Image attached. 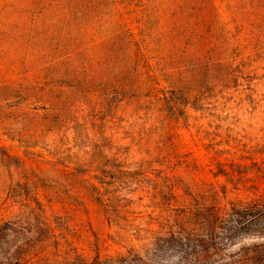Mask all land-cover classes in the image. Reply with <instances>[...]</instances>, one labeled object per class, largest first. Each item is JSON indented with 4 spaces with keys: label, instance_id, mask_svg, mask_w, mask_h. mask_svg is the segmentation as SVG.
<instances>
[{
    "label": "rangeland",
    "instance_id": "obj_1",
    "mask_svg": "<svg viewBox=\"0 0 264 264\" xmlns=\"http://www.w3.org/2000/svg\"><path fill=\"white\" fill-rule=\"evenodd\" d=\"M110 2L98 41L127 30L146 57L155 54L167 0ZM29 4L0 0V264H255L264 219L247 222L253 206L247 229L199 256L166 235L165 219L171 183L173 207L204 193L203 183L225 187L227 209L252 198L255 164L264 166V0H211V44L221 49L208 89L165 81L149 58L156 89L111 109L74 96L45 69ZM178 97L187 103L175 120L169 99ZM4 152L18 162L5 165ZM219 163L239 166L243 180L215 176ZM40 249L42 259L33 256Z\"/></svg>",
    "mask_w": 264,
    "mask_h": 264
},
{
    "label": "trees",
    "instance_id": "obj_2",
    "mask_svg": "<svg viewBox=\"0 0 264 264\" xmlns=\"http://www.w3.org/2000/svg\"><path fill=\"white\" fill-rule=\"evenodd\" d=\"M20 1L30 3L28 9L23 11L31 15L30 23L34 35L30 39L37 40L32 44L37 51L43 52L41 58L44 59L42 63L47 64L45 69L51 72L53 77V73H60L64 78L57 80L70 87L74 96L93 104L97 103L94 99H100L98 104L106 106L107 109L117 106L124 98H134L138 101L139 97H146L156 89L159 78L154 73L151 74L155 68L149 58L155 59L156 67L160 65L157 71L165 81L173 78L175 83L190 82L199 88L208 89L210 75L219 70L217 67L220 63L215 60L219 59L217 50L221 49V46L211 44L212 32L217 23L211 12V0H167V28L163 30V35L153 40L152 51L155 54L150 57L142 53L138 44L131 40V33L127 30L115 35L112 41H98L95 37H100L102 32L101 23L96 24V21L100 20L99 15L103 13V9L111 4L110 0ZM223 40L222 43H226V39ZM139 67L144 71H139ZM165 69L173 71L167 72ZM141 74L145 75V79L139 78ZM52 76L47 75V78L52 79ZM50 83L52 82H47ZM141 87H145L146 91L142 92ZM169 92L176 96L180 91L171 89ZM46 93L51 96L52 90ZM169 100V111L174 119L178 120L179 116L185 113L178 104H186L187 98ZM61 107L59 110H64L65 106ZM50 109L55 108L50 106ZM3 155L5 165L18 162L16 157L5 152ZM255 167V184L250 186L252 190L247 189V193L252 195L249 198H252L248 201L237 199L228 209L222 203L226 196L225 187L222 186L219 191L213 184L207 183H203L207 186L204 193L191 194L192 200L181 202L180 207H173L170 198L176 195L172 191L171 183L168 186L171 197L167 199L169 212L165 219L166 235L179 242L185 240L183 246L190 249L192 255L199 256L219 251L231 243L243 229H247L244 224L248 220L264 219V166L261 163L255 164ZM78 169L79 172L85 173V169ZM214 175H222L229 181L237 176L236 184L243 180L239 166L234 167V164H231L230 170H226L219 163ZM249 206H253V210L246 222V219H242L249 214ZM259 231L263 233L264 228ZM42 251L36 250L33 256L38 257ZM260 256L259 260H255V264H264V252ZM15 259L19 261L21 258ZM30 259L27 258L23 262H29Z\"/></svg>",
    "mask_w": 264,
    "mask_h": 264
}]
</instances>
